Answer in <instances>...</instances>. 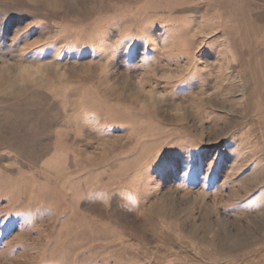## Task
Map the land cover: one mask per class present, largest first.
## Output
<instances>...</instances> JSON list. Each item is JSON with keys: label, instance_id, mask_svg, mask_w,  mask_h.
Here are the masks:
<instances>
[{"label": "rangeland", "instance_id": "374dc122", "mask_svg": "<svg viewBox=\"0 0 264 264\" xmlns=\"http://www.w3.org/2000/svg\"><path fill=\"white\" fill-rule=\"evenodd\" d=\"M0 264H264V0H0Z\"/></svg>", "mask_w": 264, "mask_h": 264}, {"label": "clouds", "instance_id": "9594fccd", "mask_svg": "<svg viewBox=\"0 0 264 264\" xmlns=\"http://www.w3.org/2000/svg\"><path fill=\"white\" fill-rule=\"evenodd\" d=\"M18 71L20 74H23V73H26L28 71H31V69H29L27 67H21Z\"/></svg>", "mask_w": 264, "mask_h": 264}, {"label": "snow or ice", "instance_id": "6c2138e0", "mask_svg": "<svg viewBox=\"0 0 264 264\" xmlns=\"http://www.w3.org/2000/svg\"><path fill=\"white\" fill-rule=\"evenodd\" d=\"M168 162H163L162 164V170H167Z\"/></svg>", "mask_w": 264, "mask_h": 264}]
</instances>
